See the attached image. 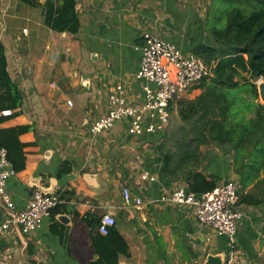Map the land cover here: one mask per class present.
<instances>
[{
	"label": "crops",
	"instance_id": "obj_1",
	"mask_svg": "<svg viewBox=\"0 0 264 264\" xmlns=\"http://www.w3.org/2000/svg\"><path fill=\"white\" fill-rule=\"evenodd\" d=\"M36 1L42 5L46 0ZM212 4L213 0H75L79 30L73 35L47 27L39 6L0 0V44L7 72L23 96L20 108L0 118V128L30 127L20 136L26 145L25 168L8 179L6 188L17 209L24 208L34 190L64 194L59 211L52 212L36 231L23 235L10 227L0 236V264H90L97 257L81 220L88 215L89 221H100L107 212L115 217L114 226L128 246L129 255L120 256L118 263L194 264L207 248L228 253L225 237L200 226L191 208L155 201L169 190L186 186L181 171L161 177L162 152L138 165L133 162L139 144L131 139L147 142L144 147L162 140L171 105L176 103L178 114V101L200 94L197 84L187 92L192 91L188 99L185 94L171 102L162 132L131 134L125 118L99 135L89 130L108 112V97L117 84L123 85L129 102L141 101L144 82L137 80L136 72L145 33L195 56L197 48L214 46L209 26ZM106 135L112 138L101 143ZM99 146L122 152L118 167L113 155L103 160ZM216 158L221 162L218 170L198 171L215 176L216 184L231 175L236 178L231 157L218 152ZM64 161L71 164V172L58 177ZM144 171L154 180H143ZM123 187L143 198L142 209L124 205ZM259 208L243 206L235 264H264V207ZM4 218L0 204V224Z\"/></svg>",
	"mask_w": 264,
	"mask_h": 264
},
{
	"label": "trees",
	"instance_id": "obj_2",
	"mask_svg": "<svg viewBox=\"0 0 264 264\" xmlns=\"http://www.w3.org/2000/svg\"><path fill=\"white\" fill-rule=\"evenodd\" d=\"M24 1L41 7L43 22L51 30L73 35L78 32L75 0H46L42 5L36 0ZM235 1L253 2L262 8L248 14L232 8L221 26L219 19L209 24L214 46H201L195 54L211 67V73L195 86L200 90L195 99L177 102L178 116L191 126L193 138L172 153L169 150L161 154V177L181 171L189 192L200 196L213 190L216 177L198 171L200 146L210 143L231 157L233 173L241 185L239 204L257 207L264 206V105L259 102L256 86L258 80L264 81V0ZM22 100L21 91L7 72L5 51L0 44V111L16 110ZM29 128H0V148L6 150L15 173L25 168L26 145L20 136ZM70 172L71 164L64 161L57 176ZM63 199L64 194H60ZM59 207L60 204L52 212H58ZM87 218L88 215L81 221L89 229L90 246L97 257L90 264H118L120 256L129 255L127 243L115 226L109 228L107 235H101L96 230L99 221ZM261 243L264 245V216Z\"/></svg>",
	"mask_w": 264,
	"mask_h": 264
},
{
	"label": "built area",
	"instance_id": "obj_3",
	"mask_svg": "<svg viewBox=\"0 0 264 264\" xmlns=\"http://www.w3.org/2000/svg\"><path fill=\"white\" fill-rule=\"evenodd\" d=\"M26 32V30H24ZM137 80L143 81L141 101L127 100L123 85L117 84L111 90L106 115L90 125V133L99 135L123 118L128 119L127 130L131 134L162 132L169 120V105L175 99L187 94L204 77L210 75L211 67L192 53H183L175 45L151 33L143 35ZM149 84H153L151 88ZM67 104L70 106L71 102ZM11 110L0 111V118L9 117ZM7 153L0 148V204L5 218L0 224V236L10 227L23 235L36 231L42 222L61 203L60 195L44 194L38 190L31 192L24 208L17 209L6 185L15 176ZM145 181H153L148 171L141 174ZM241 185L236 178H230L200 196L189 192L186 186H178L163 194L155 201L164 205L186 206L192 209L198 224L211 234L225 237L229 258L227 264H234L237 247V231L245 217L243 205L239 204ZM124 205H132L140 210L144 207L142 197L133 196L128 187L122 188ZM115 218L104 213L96 228L101 235H107L115 225Z\"/></svg>",
	"mask_w": 264,
	"mask_h": 264
},
{
	"label": "rangeland",
	"instance_id": "obj_4",
	"mask_svg": "<svg viewBox=\"0 0 264 264\" xmlns=\"http://www.w3.org/2000/svg\"><path fill=\"white\" fill-rule=\"evenodd\" d=\"M232 8H238L240 11H242L245 14H248L249 12H251L254 9H260L262 8L261 5H258L256 3H240L237 2L235 0H213V4L210 7V17L211 20L210 23L217 22V19H219V26H221L223 24V19L225 17V14ZM195 90V89H194ZM193 90V91H194ZM192 92V91H191ZM190 92V93H191ZM190 93H188L185 97V99H188V95H190ZM259 102L262 103V101L259 99ZM171 111V119L170 122L165 130V133L163 135L162 140H157L155 142H153V146H145V144H147V142H144L143 140L134 138L131 139L133 143H138L139 144V148H137V150L135 151L138 154V158L135 159V156L133 157V162L134 165H138L139 161L146 159H150L151 157H155V155L159 156L160 152L162 153H166L167 151H171L173 152L176 148H179L180 146L186 145V142L190 141L193 138V135L191 134V126L185 122H183L180 117L177 114V107H176V103H173L171 105L170 108ZM117 126V125H116ZM102 136H100L99 138H101ZM112 138V136H104L102 137V142L101 143H107L108 140H110ZM96 140V139H95ZM100 140H98L99 142ZM97 142V140H96ZM201 147V151H200V159H199V163L201 165L200 169H204L205 171L207 169L211 170H218V163L220 162V158H216L215 157L218 155V152L222 153L221 151L217 150L214 146H212L210 143H206ZM98 152H102L101 157L103 158L104 161H106L107 159L113 158V156L115 157L113 159V162L116 164V166L118 164H120L121 158L123 157V154L121 151H115L113 152V150H110L107 146H104V148L102 147H98ZM113 155V156H111ZM221 163V162H220ZM118 167V166H117ZM140 169L139 166H136V170L138 171ZM231 178H235L234 175L229 176ZM228 177V178H229ZM261 208H259L260 210L263 209V205L260 206ZM115 218V217H114ZM237 251H236V258L234 260V264L235 262H238L239 260V249L238 247H236ZM215 251L212 250H208V248L205 250H203V252H201L200 254V260L194 264H207V256L208 255H220L221 257H219L220 259V264H227L228 258H229V253H213ZM254 264V263H252Z\"/></svg>",
	"mask_w": 264,
	"mask_h": 264
},
{
	"label": "water",
	"instance_id": "obj_5",
	"mask_svg": "<svg viewBox=\"0 0 264 264\" xmlns=\"http://www.w3.org/2000/svg\"><path fill=\"white\" fill-rule=\"evenodd\" d=\"M256 86H257V91H258V95H259V99L262 101L261 104L264 105V81L263 80H258L256 82ZM38 191L44 193V194H52V193H47L45 191L39 190ZM219 257H221L220 255H208L207 256V264H220V259ZM118 264H123V263H118Z\"/></svg>",
	"mask_w": 264,
	"mask_h": 264
}]
</instances>
